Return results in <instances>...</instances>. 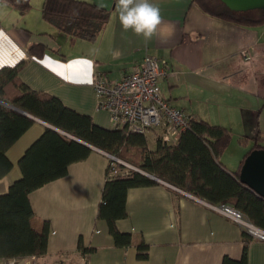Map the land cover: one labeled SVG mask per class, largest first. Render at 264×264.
Instances as JSON below:
<instances>
[{
  "label": "crops",
  "instance_id": "crops-1",
  "mask_svg": "<svg viewBox=\"0 0 264 264\" xmlns=\"http://www.w3.org/2000/svg\"><path fill=\"white\" fill-rule=\"evenodd\" d=\"M86 1L109 11L94 40L69 36L41 16L33 21L13 2L0 0V68L22 61L19 77L26 86L110 128L107 111L97 108L92 73L118 79L135 69L145 54L153 55L171 70L160 82L163 97L196 118L228 128L231 138L219 159L229 171L240 172L245 157L258 148V132L264 145V23L224 20L205 13L194 0H149L160 8L163 21L158 34L145 42L122 28L117 0ZM29 2L42 7L43 0ZM33 119L6 151L12 166L0 176V194L21 176L20 157L49 126ZM152 132L154 145L147 140L149 149L155 148L161 128ZM91 148L64 176L29 193L33 212L49 224L47 251L33 255L34 264H235L244 250L245 264H264V240L213 208L223 205L161 179L127 189L126 216L115 224L131 235V242L115 243L105 220L97 218L109 157ZM141 240L148 245L144 259L137 257ZM79 241L88 252L79 248ZM12 259L0 258V264Z\"/></svg>",
  "mask_w": 264,
  "mask_h": 264
},
{
  "label": "trees",
  "instance_id": "trees-1",
  "mask_svg": "<svg viewBox=\"0 0 264 264\" xmlns=\"http://www.w3.org/2000/svg\"><path fill=\"white\" fill-rule=\"evenodd\" d=\"M9 1L21 13L30 7L29 0ZM194 1L205 13L224 20L264 23V8L249 16L247 12L227 8L220 0ZM98 6L86 0H43L41 12L45 21L67 35L94 40L109 16L107 9ZM22 63L0 68V176L12 166L6 156L7 149L33 123L31 116L58 130L50 126L44 128L18 161L21 176L0 194V258L22 261L46 253L49 224L33 212L29 193L64 176L72 162L87 157L92 150L90 146L211 203L230 205L264 229V197L242 183L239 172L229 171L219 159L231 138L228 128L191 115L188 126L180 131L176 141L163 142L158 135L155 148L149 149L145 132L130 131L126 126H100L91 116L66 107L59 98L26 86L19 77ZM258 138H261L260 132L254 136V147H264ZM113 166L121 167L122 164L108 160L97 218L105 220L115 243L129 244L131 235L119 231L115 224L117 219L126 216L127 189L151 185L157 180L134 169L114 175ZM79 248L83 252L89 250L80 241ZM147 248V243L141 240L137 245V257L146 258ZM245 262L244 250L241 260L235 264Z\"/></svg>",
  "mask_w": 264,
  "mask_h": 264
},
{
  "label": "built area",
  "instance_id": "built-area-1",
  "mask_svg": "<svg viewBox=\"0 0 264 264\" xmlns=\"http://www.w3.org/2000/svg\"><path fill=\"white\" fill-rule=\"evenodd\" d=\"M248 58V53H244ZM171 74L164 60L145 54L138 66L118 79H111L105 73L95 71L90 84L97 95V108L108 111L113 126H126L128 130L146 132L151 128H161L163 142H173L184 130L191 115L165 99L160 82ZM108 157L122 164L113 166L112 174H126L136 166L113 155ZM113 162H111L112 164ZM213 208L240 224L252 237L264 240V230L247 220L235 208L223 205ZM7 264H34L31 260L18 262L15 258Z\"/></svg>",
  "mask_w": 264,
  "mask_h": 264
},
{
  "label": "clouds",
  "instance_id": "clouds-1",
  "mask_svg": "<svg viewBox=\"0 0 264 264\" xmlns=\"http://www.w3.org/2000/svg\"><path fill=\"white\" fill-rule=\"evenodd\" d=\"M116 9L125 31L132 30L137 36H142L145 42L158 34L163 18L160 8L149 0H117Z\"/></svg>",
  "mask_w": 264,
  "mask_h": 264
},
{
  "label": "water",
  "instance_id": "water-1",
  "mask_svg": "<svg viewBox=\"0 0 264 264\" xmlns=\"http://www.w3.org/2000/svg\"><path fill=\"white\" fill-rule=\"evenodd\" d=\"M21 1V0H19ZM227 8L234 11H247L252 9H263L264 0H220ZM9 105L8 103H5ZM25 113V112H24ZM32 118L34 116H31ZM50 127L58 130L56 127L47 124ZM74 139H77L73 137ZM79 140V139H77ZM80 142L90 146L88 143L79 140ZM92 147V146H90ZM141 173L149 176L152 179L160 180L156 176L137 169ZM239 180L254 190L257 194L264 197V147L254 148L245 157L239 172Z\"/></svg>",
  "mask_w": 264,
  "mask_h": 264
},
{
  "label": "rangeland",
  "instance_id": "rangeland-1",
  "mask_svg": "<svg viewBox=\"0 0 264 264\" xmlns=\"http://www.w3.org/2000/svg\"><path fill=\"white\" fill-rule=\"evenodd\" d=\"M242 12H247L245 14H249V15H255V14H257L256 13L257 9H252V10H247V11H242ZM28 14H30L29 16L31 17V19L33 21H36L37 19H39L40 16L42 17L41 3L38 2L36 4V2H34V3L31 2L29 9L23 13V15H28ZM101 110H104V109H101ZM105 111H107V110H105ZM107 113H108V111H107ZM108 117H109V114H108ZM107 120H108V123H110V124L112 123L110 120V117ZM145 134L147 136L148 144L150 146L154 145V135H153L152 130H147Z\"/></svg>",
  "mask_w": 264,
  "mask_h": 264
}]
</instances>
